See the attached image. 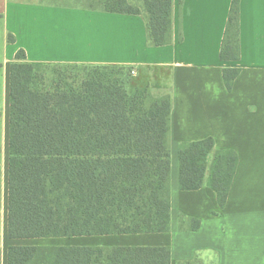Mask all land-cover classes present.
<instances>
[{
  "label": "trees",
  "instance_id": "16d2710c",
  "mask_svg": "<svg viewBox=\"0 0 264 264\" xmlns=\"http://www.w3.org/2000/svg\"><path fill=\"white\" fill-rule=\"evenodd\" d=\"M239 1L230 5L221 61L239 60ZM141 3L136 8L126 0H87L80 8L142 15L148 45L170 44L171 0ZM15 59L24 61V52ZM64 70H82L86 76L76 80ZM115 71L124 69L11 65L8 240L169 231L170 96L154 98L147 87L126 88ZM125 71L133 78L131 70ZM239 73L222 70L226 91ZM236 166L235 152L214 150L212 138L182 143L178 188L196 191L206 186L223 208ZM183 222L180 217V230ZM187 226L196 231L200 223L189 219ZM6 264H170V250L10 245ZM180 264L203 262L194 258Z\"/></svg>",
  "mask_w": 264,
  "mask_h": 264
},
{
  "label": "crops",
  "instance_id": "0c3cea01",
  "mask_svg": "<svg viewBox=\"0 0 264 264\" xmlns=\"http://www.w3.org/2000/svg\"><path fill=\"white\" fill-rule=\"evenodd\" d=\"M231 2L171 0L170 44L152 47L142 15L0 0L1 264H6L8 246L35 240L6 237L14 63L122 68L134 70V77L165 72L171 102L169 231L81 237L82 246L166 247L170 264L194 258L203 264H264V0L239 1L240 56L235 62L219 58ZM19 51L24 61L15 59ZM224 69L240 70L229 92ZM206 138L213 139L214 150H232L237 156L223 208L206 186L178 188L179 146ZM189 219L199 221L196 231L187 228Z\"/></svg>",
  "mask_w": 264,
  "mask_h": 264
},
{
  "label": "rangeland",
  "instance_id": "374dc122",
  "mask_svg": "<svg viewBox=\"0 0 264 264\" xmlns=\"http://www.w3.org/2000/svg\"><path fill=\"white\" fill-rule=\"evenodd\" d=\"M36 3L43 4H54V5H66L72 8H80L81 6L87 4V0H31ZM127 4L132 7L141 8V0L133 2L132 0H127ZM44 71H42L43 73ZM45 73V72H44ZM71 76L76 80L84 78L86 72L82 70H64V75ZM116 77L120 78L124 83L126 88L131 87H147L149 93L154 98L165 97L168 95V85L166 83L165 72H148L144 76L138 77H127L126 71H115ZM1 233V232H0ZM82 239L79 238H58V239H35L26 240L22 246H82ZM2 246L1 234H0V247ZM2 249H0L1 251Z\"/></svg>",
  "mask_w": 264,
  "mask_h": 264
},
{
  "label": "built area",
  "instance_id": "2783aa9c",
  "mask_svg": "<svg viewBox=\"0 0 264 264\" xmlns=\"http://www.w3.org/2000/svg\"><path fill=\"white\" fill-rule=\"evenodd\" d=\"M130 75H131L132 77H134V76L136 75V72H135L134 70H131V71H130Z\"/></svg>",
  "mask_w": 264,
  "mask_h": 264
}]
</instances>
